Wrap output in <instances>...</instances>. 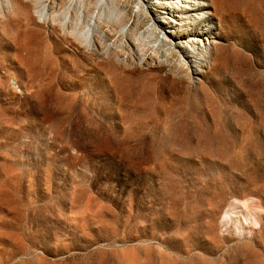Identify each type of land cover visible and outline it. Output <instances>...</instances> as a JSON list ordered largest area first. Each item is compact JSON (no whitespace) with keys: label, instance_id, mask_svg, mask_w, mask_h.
Masks as SVG:
<instances>
[{"label":"rangeland","instance_id":"1","mask_svg":"<svg viewBox=\"0 0 264 264\" xmlns=\"http://www.w3.org/2000/svg\"><path fill=\"white\" fill-rule=\"evenodd\" d=\"M27 1L0 0V264H264V0H225L216 63L182 74L125 0ZM77 12L111 39L72 44Z\"/></svg>","mask_w":264,"mask_h":264},{"label":"bare ground","instance_id":"2","mask_svg":"<svg viewBox=\"0 0 264 264\" xmlns=\"http://www.w3.org/2000/svg\"><path fill=\"white\" fill-rule=\"evenodd\" d=\"M31 1L36 11L35 13L37 14L36 18L42 21L46 19V11L54 9L55 6L60 9L65 6L63 0ZM102 1L103 0H87L88 8H86V10L89 9L87 11H90L93 6H98ZM224 1L225 0H125L119 15L124 23L120 27V32L125 34L126 37H130L140 46L143 44L147 45L152 60L162 61L161 63H163L167 69L182 74L192 65H198L196 62L198 58L201 59L200 62L211 59L213 63H216V57H214V55L219 48L217 44L220 43L217 40L222 37L224 38V35L233 33L232 26L229 25V16L226 14L227 5H224ZM195 5H197V7H195ZM26 8L28 9V7ZM67 14L65 15L66 17L68 16ZM88 14L90 15L89 12ZM79 15H81V13L79 14L77 12L73 13L70 18L69 16L67 17L71 21V30L64 32V37L69 39L72 44L79 43L82 45L86 43L87 48H93L95 50L94 46L98 43L96 37L99 39L103 37L102 39L104 41L111 39L108 38L106 33L102 35L99 31L97 33H100V36L96 35L93 37V35L90 34L91 30H89V27L93 25V22H91L93 21V17L91 16L94 15H88V18H86H90L88 26L86 25L88 29H82L78 25L81 21ZM216 20L218 22L217 24ZM221 25L223 32L218 29V26L221 27ZM64 27L65 26H63L60 20L54 31L62 32V30L65 29ZM95 28L96 27L93 26V29ZM28 29L30 30L31 28ZM212 32H215V34H212ZM210 35H215V37L211 38ZM92 40L94 41L92 42ZM240 151H247V149L246 147H242ZM212 171H214V167L206 165L204 172L214 175ZM226 184L230 185L225 177L224 179L221 177L218 185ZM227 216L229 217L228 214ZM259 219L257 214L250 212L244 216L241 221L243 225L256 224ZM238 220L239 219H237V221Z\"/></svg>","mask_w":264,"mask_h":264}]
</instances>
